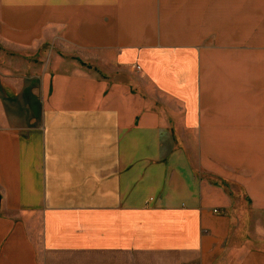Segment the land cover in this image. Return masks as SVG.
I'll use <instances>...</instances> for the list:
<instances>
[{"label":"crops","instance_id":"obj_1","mask_svg":"<svg viewBox=\"0 0 264 264\" xmlns=\"http://www.w3.org/2000/svg\"><path fill=\"white\" fill-rule=\"evenodd\" d=\"M0 264H264V0H0Z\"/></svg>","mask_w":264,"mask_h":264},{"label":"rangeland","instance_id":"obj_2","mask_svg":"<svg viewBox=\"0 0 264 264\" xmlns=\"http://www.w3.org/2000/svg\"><path fill=\"white\" fill-rule=\"evenodd\" d=\"M249 23H250V21H249ZM252 23H254V24L252 25V27L255 29V20H254ZM250 29H252V28L250 27Z\"/></svg>","mask_w":264,"mask_h":264}]
</instances>
